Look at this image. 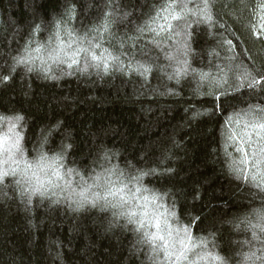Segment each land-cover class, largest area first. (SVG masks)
<instances>
[{"label":"trees","instance_id":"16d2710c","mask_svg":"<svg viewBox=\"0 0 264 264\" xmlns=\"http://www.w3.org/2000/svg\"><path fill=\"white\" fill-rule=\"evenodd\" d=\"M160 2L0 0V137L7 139L18 131L29 161L39 151L51 157L69 146L61 176L78 182L80 176L69 174L74 169L85 179L110 176L118 188L135 185L141 189L136 194L140 211H146L149 218L157 211L167 216L174 205L176 216L170 226L188 229L192 237L186 241L189 258L168 260L161 253L153 260L151 250L138 243L133 231L122 227L123 220L116 222L111 211L74 213L64 204L50 207L48 201L34 197L27 212L18 201L0 198V264H220L213 256L228 258L231 264H264V233L259 231V214H264V166L251 163L253 151L264 143L253 136L248 144L245 136L252 131L246 126L249 117L245 113L264 109L260 86L215 87L192 75L179 84L169 80L172 68L167 55L176 51L171 41L153 50L157 71L144 76L115 71L105 76L94 69L81 73L50 59L49 37L57 21L67 20L68 7H74L75 18L66 27L76 36H83L106 12H114L117 18L113 26L117 36H131L150 14L155 15L153 9ZM262 2L253 0V6ZM233 3L226 0L224 9H216L227 30L218 25L215 29L195 26L194 51L188 59L197 71L215 74L210 62L223 66L229 56H235L232 63L264 72V40L251 37L242 26L244 18L237 20L236 13L242 9L227 7ZM124 13L131 15L119 19ZM255 22L259 27L258 16ZM162 23L173 22L157 19L153 27ZM36 26L39 31H34ZM61 35L67 42L68 37ZM229 38L231 51L223 44ZM26 44L36 58L33 67L37 71L31 73L27 66L14 67L13 57L23 53ZM37 47L40 52L35 51ZM213 51L219 53L215 58ZM48 65L58 79L44 77L42 69ZM4 76L11 79L4 83ZM232 82L238 83L234 78ZM16 116L23 119L10 131ZM237 135L245 140L247 156L239 150ZM1 161L2 156L0 166ZM234 166L240 170L239 180ZM151 169L157 174L143 176L138 185L131 180ZM165 169L174 171L165 173ZM154 195L164 196L163 208L153 204ZM241 220L256 227L240 224ZM205 239L208 243L200 247Z\"/></svg>","mask_w":264,"mask_h":264},{"label":"snow or ice","instance_id":"6c2138e0","mask_svg":"<svg viewBox=\"0 0 264 264\" xmlns=\"http://www.w3.org/2000/svg\"><path fill=\"white\" fill-rule=\"evenodd\" d=\"M225 5L226 0L224 2L221 0H161L153 9L155 15L150 14L148 20L143 25L137 26L131 36L127 34L117 36L113 32V26L117 23L114 12H106L83 36H76L73 30L66 27L75 18V9L70 6L66 9L67 20L57 21L54 25L55 31L49 37L50 59L56 65H66L67 68L78 69L81 73L94 69L98 75L102 73L105 76L113 71L129 76L133 74L144 76L157 71L156 62L152 58L153 50L161 48L165 41H171L176 51L169 52L167 55L169 66L172 68L168 75L169 80H175L179 84L183 77L192 75L198 76L201 82L213 83L215 87L229 85L238 90L245 86L250 89L260 86L264 90V72L239 63H232L235 56H229L227 58L229 63L223 66L210 62L209 67L216 69L215 74L212 71H197L189 63L188 57L194 51L191 41L195 34V26L207 25L215 29L218 25L221 29H228V24L216 12L217 8L224 9ZM227 7L242 9L236 13L237 20L240 21L243 17L242 26L250 32L251 37L256 41L264 40V2L253 6V0H247V2L234 0V3ZM130 15V13H124L119 19H127ZM224 15H227V12H224ZM257 16L259 27L255 22ZM157 19L170 20L173 23H162L153 27ZM34 31H39V26H36ZM62 32L68 37L67 42L63 40ZM142 43L143 46H141ZM223 44L228 46L229 51L232 50V39H225ZM35 51L40 52L41 49L37 47ZM211 55L215 58L219 53L213 51ZM13 60L14 67L24 65L30 73L37 71L33 67L36 58L32 57L27 44L24 46L23 53H18ZM41 63L46 62L41 61ZM50 69L51 65L42 69L44 77L58 79L51 74ZM233 78L238 83H233ZM10 79V76L2 77L4 83ZM216 98L219 99L218 96ZM245 115L249 117L246 126H250L252 130L245 132V136L249 138L247 143L251 144L253 136L264 143V109L252 110ZM22 119L23 117L16 116L11 122L10 131L18 128L19 121ZM236 138L241 144L239 150L247 156L244 138L238 135ZM22 139L18 131L7 139L0 137V156L4 158L3 167L0 168V198L18 201L25 206L24 210L27 212H30L33 207L34 197H38L41 202L48 201L50 207L64 204L74 213L93 209L101 212L111 211L116 222L123 220L122 227L133 231L137 235L138 243L151 250L153 260L157 259L161 253L168 260L179 261L189 258L187 255L189 246L186 241H191L192 237L188 229L174 230L170 226V221L176 216L174 205L168 210L167 216L164 212L157 211L149 218L146 211H140L141 205L137 202L136 194L141 191L139 187L133 185L129 188L128 185H124L118 188L114 186L110 176L94 175L85 179L79 172L70 169L69 174L75 173L80 176L78 182H73L60 174L64 151L69 146H64L61 152L51 157L39 151L37 158L29 161L25 159ZM44 141L47 142V135L44 136ZM251 163L257 168L264 166V147L253 151ZM173 171V169H165V173ZM233 171L236 173V179L242 178L238 166H234ZM109 172L111 173L112 170ZM155 174H157L156 169H151L149 172H142L131 177V180L138 185L143 176ZM120 175L122 176L123 173ZM41 176L46 179H41ZM243 179L247 180V176ZM61 180H64L63 184L60 183ZM163 200V195H154L152 198L153 204L158 208H163ZM259 215L261 220L259 231L264 233V214ZM239 223L256 227L247 220H241ZM207 243L206 239L203 240L200 247H204ZM248 258L244 257L245 260ZM212 259L220 261V264H231L230 259L221 256H213Z\"/></svg>","mask_w":264,"mask_h":264},{"label":"rangeland","instance_id":"374dc122","mask_svg":"<svg viewBox=\"0 0 264 264\" xmlns=\"http://www.w3.org/2000/svg\"><path fill=\"white\" fill-rule=\"evenodd\" d=\"M9 128V127H8ZM3 157H2V161H1V166H0V168H2L3 167Z\"/></svg>","mask_w":264,"mask_h":264}]
</instances>
